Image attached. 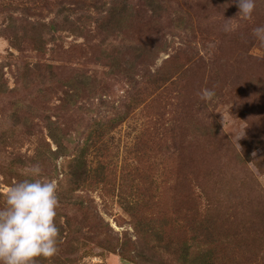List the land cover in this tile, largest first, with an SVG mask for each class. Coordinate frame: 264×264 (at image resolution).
Masks as SVG:
<instances>
[{
    "label": "rangeland",
    "instance_id": "1",
    "mask_svg": "<svg viewBox=\"0 0 264 264\" xmlns=\"http://www.w3.org/2000/svg\"><path fill=\"white\" fill-rule=\"evenodd\" d=\"M238 11L0 0V208L34 164L58 184L36 264H264V0Z\"/></svg>",
    "mask_w": 264,
    "mask_h": 264
},
{
    "label": "clouds",
    "instance_id": "2",
    "mask_svg": "<svg viewBox=\"0 0 264 264\" xmlns=\"http://www.w3.org/2000/svg\"><path fill=\"white\" fill-rule=\"evenodd\" d=\"M236 3L237 14L251 19L256 0ZM253 35L264 42V25L255 27ZM205 91L208 96L213 94ZM41 173L40 165L34 164L27 178L7 189L6 206L0 208V264H36L37 257L49 258L58 251V184L42 178Z\"/></svg>",
    "mask_w": 264,
    "mask_h": 264
},
{
    "label": "trees",
    "instance_id": "3",
    "mask_svg": "<svg viewBox=\"0 0 264 264\" xmlns=\"http://www.w3.org/2000/svg\"><path fill=\"white\" fill-rule=\"evenodd\" d=\"M103 26L107 28L108 22H104ZM160 70L161 69L157 70L158 72L157 80L162 81V82L168 81L170 77L166 76L167 73H165V75H162V74L159 75ZM193 258H195L194 261H193ZM193 258H191L192 262H187V263L188 264H213L212 251L210 249H206V248L198 249L197 254Z\"/></svg>",
    "mask_w": 264,
    "mask_h": 264
}]
</instances>
